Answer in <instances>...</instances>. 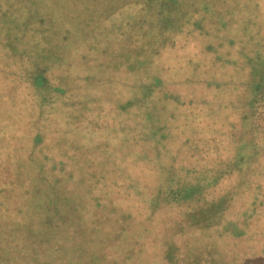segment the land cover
<instances>
[{
  "label": "trees",
  "instance_id": "1",
  "mask_svg": "<svg viewBox=\"0 0 264 264\" xmlns=\"http://www.w3.org/2000/svg\"><path fill=\"white\" fill-rule=\"evenodd\" d=\"M263 2L0 0V93L26 103L18 126L5 116L14 104H0V264H127L130 249L123 250V231L130 230L134 239L137 234L155 240L152 222L167 224L171 216L185 220L187 205V219L202 223L185 247L203 249L206 255L199 252L180 263L173 251L180 245L173 239L163 247L157 240L156 251L144 252L142 264H153L157 250L166 264V253L174 257L172 264H201L203 259V264H264ZM252 23L262 29L256 31L253 52H242V58L255 67L254 75L237 60L239 69L229 67L223 79L217 69H225L219 65L224 59L214 53L209 36L221 30L243 33ZM74 85L86 87L87 94L73 96ZM47 93L77 100L81 108L94 99H115L110 107L119 116H110L109 125L117 127L108 133L126 146L121 154L125 161L94 167L91 154L96 152L90 150L97 147L102 157L101 141L85 144L91 133L78 139L73 131L63 135L56 128L50 151L42 152L38 147L46 139L36 131V108ZM156 99L174 103L169 110ZM99 100L91 113L101 109ZM85 123L100 127L98 120L87 118ZM178 133L185 134L180 140L190 152H171L166 159L172 157V162L162 166L183 176L162 191L156 206L151 202L155 197L148 198L152 206L140 221V209H148L149 203L122 200L136 197L142 191L137 187L149 185L157 174L143 146L156 141L159 149L165 148L160 140L175 141ZM202 213L207 214L197 217ZM237 219L245 226H238ZM145 221L150 225L142 226ZM175 226V239L194 230L174 221L168 228ZM205 233L207 246L204 237L199 244ZM132 238L127 241L134 245ZM242 240L254 247L229 251Z\"/></svg>",
  "mask_w": 264,
  "mask_h": 264
},
{
  "label": "rangeland",
  "instance_id": "2",
  "mask_svg": "<svg viewBox=\"0 0 264 264\" xmlns=\"http://www.w3.org/2000/svg\"><path fill=\"white\" fill-rule=\"evenodd\" d=\"M249 10H248V16L247 17H251L252 13H253V5L248 6ZM259 8L263 11L264 10V2L260 4ZM251 11V12H250ZM256 13V11L254 12ZM264 13V12H263ZM245 21L247 20L246 18H244ZM253 20V19H252ZM240 21V20H239ZM249 21H251V19H249ZM248 21V22H249ZM264 21V19H262V22ZM215 22H217V20H215ZM261 22V20H260ZM259 24V23H258ZM258 24L253 25L249 24L248 26V30L241 33L240 31L238 32H233V31H215L212 35L209 36L210 41L213 43V48L214 53L218 56L221 57L222 60L221 62H219L220 66L222 65L223 68L225 69H221L218 68L217 72L218 74L220 73L221 75H223V79L227 78V73L229 70V67H233V69L238 70L239 68L236 61L240 60L243 61L241 64L242 65H247L245 68V71L249 70L250 68L253 69V71H251V74L254 75L255 73V67L250 66L251 64H247L245 62V60H243L244 58H242V52L245 53H252L254 46L256 45V38L258 37V35L256 34V31L258 29H260L258 26ZM264 24V23H263ZM262 24V25H263ZM234 25L231 26V28H233ZM262 29V28H261ZM260 29V30H261ZM258 32V31H257ZM263 32V31H262ZM259 33V32H258ZM263 37V36H262ZM122 38H119V43H117V39H115V52L116 49H120L121 46V41ZM260 39V38H259ZM255 40V41H254ZM258 40V39H257ZM113 39H110V45L113 44ZM253 41V43H252ZM261 41H264L263 39ZM261 41H258V43H260ZM264 46V44H263ZM113 47V46H112ZM264 47H261V49H263ZM264 52V51H263ZM213 53V54H214ZM117 54V53H115ZM258 56V55H257ZM223 57V58H222ZM259 57H261V55H259ZM257 57V58H259ZM235 63V64H234ZM249 63V62H248ZM87 65V64H86ZM86 65H84L83 68L87 69ZM257 67V66H256ZM216 69V68H215ZM234 73V72H232ZM142 74V73H141ZM73 91H74V95L75 93L78 91H84L85 95L87 94V88L86 87H81V85H74ZM212 92V89L209 88V93ZM48 99H45L43 105L41 106L40 104L42 102L41 99H36L37 102H39L38 107L36 108L37 113H38V122L36 125V128L38 132L41 133V135L44 137V139H46V141H44V143H42V145L38 148H40V150L42 152H49L50 151V146H51V137L55 136V134H57L58 132L66 135L68 132L70 133V131H73V135L72 137L74 138L75 136L80 139L82 138V135L84 134V132H88L91 133L93 135L91 140H85V144L86 143H91L94 145H96L98 142L101 143L99 144L101 148H103L106 152H100L102 157L99 156V152L98 150H95L97 147L91 148L90 152L94 151L96 153L91 154L94 159V164L92 166L94 167H100V164H103V162H105L106 165H111L112 162H118V159H120V163L125 161V157L121 158V154L125 151L126 146L124 144H119V140L118 137H116L115 139L112 138L111 139V135L110 133H108L110 130V128H115L117 127L116 125L113 124V126L109 125V120H110V116L113 118H118L119 113L118 112H113L114 108H111V101H115V99H94V103L91 104V106L89 107L88 105H84L82 108L81 106L78 105L77 100H71V99H65L64 96H59V95H53L51 94V96H49V94L47 93ZM147 94L145 93L144 95H142V97H146ZM99 100V104L101 106L100 110H96L95 112L91 113V110L93 107L96 106L95 103H97ZM145 99H142L140 102L144 101ZM157 101H160L161 103L166 102V104L164 105L165 107H167L169 110L172 108V103H174L173 99H168L166 100H160V99H156L155 103ZM75 102V103H74ZM145 104L149 106H151L148 102L147 103V99L144 101ZM207 103V101H206ZM213 102H210V104ZM0 104H6V105H10V104H14L11 108L10 111H7L5 113V116L7 118H9V122L11 124H13L14 126H18L20 124V117L19 115L21 113L24 112V110L21 108V105H25V101H23L22 99H13V97L5 94V91L2 90V93H0ZM95 104V105H94ZM73 108V109H72ZM78 108V109H77ZM72 109V111H71ZM167 109V111H168ZM80 110V111H79ZM76 111V112H75ZM79 111V112H78ZM73 112V113H72ZM68 113H71L72 117L68 116ZM80 113H82V115L86 118H83L80 116ZM30 114V113H28ZM78 115V116H77ZM21 116V115H20ZM73 116L75 117V119L73 120ZM162 116V114H161ZM87 118H90L92 120H98L100 121V127H98V124L93 126L91 124H86L85 120ZM104 118L106 119V121L104 120ZM105 121V122H104ZM122 124V123H121ZM115 126V127H114ZM72 128L71 130L68 129ZM54 128H56L58 132H55V134H53L54 132ZM144 130V129H143ZM183 132V131H182ZM181 132V133H182ZM71 134V133H70ZM155 134L154 132L151 133V135ZM185 134H180L178 133L177 136H174L175 141H168L167 138H163L160 141H163L165 143V148H169V152H165V148L161 147L160 149L158 148V145L156 144V141H147L146 144L143 146L142 152H146L150 154V157L152 159V161H149L150 164L152 166H154L156 168L157 174L155 175V177H152V181H150L149 185L143 184L141 187H137V189H141L142 191H138L137 192V196L134 197L133 199H130L132 196L129 195L127 198H123L125 199L124 201L122 200V202L125 204L127 202H131L132 205H134V202L138 203L137 201H134V199L139 200V203L141 205H146L149 203L148 205V209L144 207V210L140 209V213L138 218L140 219V221H142L144 219V215L146 213H148L149 207L152 206L150 205V201H148V198H153L155 197V199L152 202L153 207L157 205L158 203V199H160V195L162 194V191L164 189H166L167 187L174 185V183H178L180 182L178 177L181 172H172L171 170H167L165 171V169H163L162 166V162L164 161H168V162H172V157H169L168 159H166V155L168 154L169 156L171 155V152H175L178 153L179 155L181 154H186L187 152L189 153L190 151H187L184 146H183V140L181 141V137L184 136ZM122 136V135H121ZM124 139V137H123ZM152 140V139H151ZM154 140V139H153ZM97 141V142H96ZM104 141L107 143V148L106 145H104ZM126 141V140H124ZM118 142V143H117ZM93 145V146H94ZM62 149H65L64 147H62ZM61 155L65 158L67 157L66 152H61ZM131 155L133 157L137 156V153H131ZM158 158V159H157ZM182 158V156H181ZM155 159V160H153ZM67 160V159H66ZM77 161H79L77 159ZM76 161V162H77ZM76 162H74L76 164ZM74 163H71V166L74 165ZM176 163H180L179 160L176 158ZM124 164V163H123ZM148 164V162L146 163ZM79 165V163H78ZM104 165V164H103ZM121 165V164H120ZM182 175V174H181ZM183 176V175H182ZM138 180V179H137ZM133 181V180H131ZM135 182V181H134ZM136 184H138L139 182H135ZM91 185V184H90ZM112 197L114 198L115 201H117V197H119V199L121 200V195H114L113 193H111ZM147 198V199H146ZM157 198V199H156ZM191 205V204H190ZM195 204H193L194 206ZM187 207V211H185L186 214H188V211L191 209V207H189L188 205ZM185 210V208H184ZM184 213V215H185ZM110 215H114V213H110ZM207 213H202V214H195L197 215V217H204ZM182 216L181 219H185V220H178L175 219L174 216H171L169 219V222H167V224L163 223V225H161V221L159 222L157 219H155L152 224L151 227L152 229L154 228V230L158 233L156 239H142V238H138L136 235L134 234V238H132L130 230L127 232H122V237L123 241H126V243L124 244L125 247H123V250L126 249L127 247H129L130 250L126 251L125 254H128V258L126 260L127 264H142V257L144 256V252H149V250H151V252L153 253V251H156L157 246L155 244H153V242H158L157 240H160L163 243V247L165 242L168 240H172L173 239L176 241V243H178L180 245L179 250H174V254L177 255L176 260L180 263H185L188 261V259L192 258L193 254L194 255H199V252H201L202 254H205V250L203 251V249H188L187 247H185V243L187 241H189L191 239V237L193 235H195L197 233V230L200 228L199 223L202 222H198L196 221V219H192L191 217H189L187 219V215ZM230 215V212H229ZM185 217V218H184ZM176 222L178 225H184V226H189L188 228H193V232L188 236V239L186 240L184 236L182 239H175L171 234L173 233V231H176L177 226L173 227V228H168L169 226H171V222ZM183 221V222H182ZM182 222V223H180ZM236 223L238 226L240 227H244L245 226V221H243L242 219H237ZM148 226L150 225V223H148V221H145L144 223L142 222V226ZM191 225V226H190ZM196 227V228H195ZM129 229V227H128ZM120 235V236H121ZM203 235V234H202ZM203 237L206 239V242H204L207 245L210 244L209 240H207V233H205L204 236H202V238L199 241V244H202L201 241L203 239ZM132 238L133 244L131 242H128L127 239ZM144 244V245H140ZM182 244V245H181ZM161 247V246H160ZM167 247V246H166ZM247 247H254V244H252L249 240H242L240 242V244L236 247H234V249L229 248V251H242V250H247ZM220 248H223V246H220ZM146 249V251L144 250ZM194 251V252H192ZM150 254V253H148ZM169 253H166L165 257H168L169 260V264H172L173 262H175L174 257L168 255ZM173 254V256H174ZM161 255V256H160ZM191 255V256H189ZM206 255V254H205ZM223 257L225 258V256L223 255ZM141 259V260H139ZM203 259V258H202ZM204 259L201 261V264L204 263ZM154 263L153 264H166L164 262V258H162V254L160 252V250H157L156 253V257L154 256ZM243 264V263H242Z\"/></svg>",
  "mask_w": 264,
  "mask_h": 264
}]
</instances>
